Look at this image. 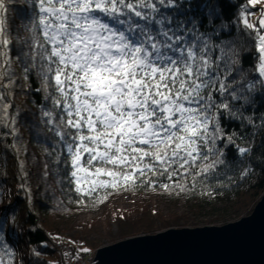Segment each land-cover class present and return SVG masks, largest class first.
I'll return each instance as SVG.
<instances>
[{
  "label": "snow or ice",
  "instance_id": "6c2138e0",
  "mask_svg": "<svg viewBox=\"0 0 264 264\" xmlns=\"http://www.w3.org/2000/svg\"><path fill=\"white\" fill-rule=\"evenodd\" d=\"M8 2L0 0V126L10 129L3 135L16 148L19 111H9L16 67L25 80L35 71L51 102L41 123L57 138L45 151L65 164L75 192L97 194L99 203L109 189L154 187L152 177L170 181L159 185L164 190L194 189L198 177L225 164L220 117L244 119L235 102L254 103L251 95L264 91V7L254 22L247 7L264 0H247L240 12L259 54L252 80L235 47L215 44L196 19L177 18L185 0H31L29 35L16 37ZM3 229L0 223V264H21Z\"/></svg>",
  "mask_w": 264,
  "mask_h": 264
},
{
  "label": "trees",
  "instance_id": "16d2710c",
  "mask_svg": "<svg viewBox=\"0 0 264 264\" xmlns=\"http://www.w3.org/2000/svg\"><path fill=\"white\" fill-rule=\"evenodd\" d=\"M246 3L247 0H185L184 6L177 11V18H194L200 24L199 31L210 35L215 44L235 47L239 54V68L252 80L259 79L255 71L259 54L255 41L248 36L240 18ZM7 7L10 35H29L24 26L29 25L32 18L31 0H9ZM172 11L168 10L169 13ZM16 50L14 47L13 54ZM16 76L17 85L12 89L11 98L13 108L9 110L12 113L19 111L16 148L11 147L13 136L3 135L10 133V129L0 126V223L4 225L5 240L13 247L16 260L21 264H66L58 254L60 248L53 243V237L67 235L74 243L84 242L91 247L101 243L100 238L90 237L92 232L89 231L95 229L92 226L84 227L82 235L85 236L77 238L73 233L75 229L70 230L72 235L71 232L67 234L65 230L58 229L54 222L44 220L53 214L97 211L121 195L160 193L170 198L192 201L213 195L231 206L232 212L241 217L248 211L250 213L264 194V91L251 95L254 103L241 107L242 101L235 102V107L241 108L244 119H235L227 113L220 117L224 138L217 145L224 153L225 164L219 166L208 179L198 177L194 189L189 183V190L180 191L175 187L164 190L159 185L170 181L164 177H152L157 181L154 187L137 182L136 187L128 190L109 189L111 194L103 203H99L97 194L85 197L75 192L74 185L65 179V164L57 165L54 162L55 153L49 156L45 151H52L57 138L41 123V108L51 107V102L44 99L46 93L42 79L33 71L25 80L19 67H16ZM247 118H251L253 123L249 124ZM229 136L235 143L228 142ZM237 146L249 147L251 151L241 155ZM246 169L248 174L242 178L241 174ZM103 194L101 190L99 195ZM142 210L137 219L123 217L117 220L121 240L138 234L156 235L162 229L192 223L189 218L159 220L156 211L150 208ZM215 221L219 222L212 220L210 224H215ZM69 250L74 254V250ZM37 252L39 255H36Z\"/></svg>",
  "mask_w": 264,
  "mask_h": 264
},
{
  "label": "water",
  "instance_id": "95a60500",
  "mask_svg": "<svg viewBox=\"0 0 264 264\" xmlns=\"http://www.w3.org/2000/svg\"><path fill=\"white\" fill-rule=\"evenodd\" d=\"M91 264H264V194L236 222L129 238L98 249Z\"/></svg>",
  "mask_w": 264,
  "mask_h": 264
},
{
  "label": "rangeland",
  "instance_id": "374dc122",
  "mask_svg": "<svg viewBox=\"0 0 264 264\" xmlns=\"http://www.w3.org/2000/svg\"><path fill=\"white\" fill-rule=\"evenodd\" d=\"M247 5V3H246ZM248 11L252 13L249 16L251 21H255L260 14V9L264 5L257 4L256 6L248 5ZM258 203V202H257ZM256 206V205H255ZM150 208L157 212L158 219H178L189 218L192 223L188 225L171 227L168 229H162L160 232L167 231L169 229H183V228H198L204 226H222L228 223L236 222L243 217L251 215L252 211L246 212L241 217L232 212L231 206L225 204L221 199L208 195L206 197L198 198L195 201L187 199L170 198L160 193H152L147 196H140L136 194L121 195L116 197L113 201L108 202L105 207L97 211H75V212H62L48 219L54 222V225L65 232L74 233L75 237H84L86 226L94 227L90 237L94 236L101 239V243L98 246H88V244L74 243L72 239H69L67 235L62 237H53V243L60 248L58 251L59 256L66 264H72V258L81 259V263L86 260L87 263H92L98 249L123 241L120 239L121 229L118 226L119 219L127 217L130 220L137 219L142 209ZM212 220L215 224H210ZM158 221V220H157ZM46 223V222H45ZM81 227V228H79ZM72 229H75L72 233ZM81 233V234H80ZM68 234V233H67ZM146 236L145 234H138L134 237ZM133 237V238H134ZM69 249L74 250V254ZM87 249L88 251H82ZM20 252L23 253V250Z\"/></svg>",
  "mask_w": 264,
  "mask_h": 264
},
{
  "label": "built area",
  "instance_id": "2783aa9c",
  "mask_svg": "<svg viewBox=\"0 0 264 264\" xmlns=\"http://www.w3.org/2000/svg\"><path fill=\"white\" fill-rule=\"evenodd\" d=\"M80 261H82L81 259H75L72 258V264H91V263H87V261L85 260L84 263H81Z\"/></svg>",
  "mask_w": 264,
  "mask_h": 264
}]
</instances>
